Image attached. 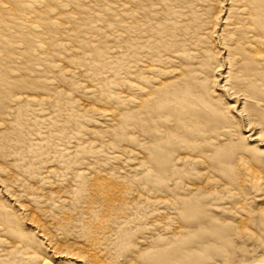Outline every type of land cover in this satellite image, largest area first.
<instances>
[{
    "label": "bare ground",
    "instance_id": "6f19581e",
    "mask_svg": "<svg viewBox=\"0 0 264 264\" xmlns=\"http://www.w3.org/2000/svg\"><path fill=\"white\" fill-rule=\"evenodd\" d=\"M220 128L241 137L223 155L238 175L226 170L225 189L264 197V0H0V234L21 240L23 259L30 242L17 216L50 258L108 264L139 206L161 208L136 194L131 175L157 181L168 157H189L181 138L202 140L201 154ZM163 211L143 217L171 240ZM50 230L83 245L61 249ZM190 254L173 246L141 264Z\"/></svg>",
    "mask_w": 264,
    "mask_h": 264
},
{
    "label": "rangeland",
    "instance_id": "374dc122",
    "mask_svg": "<svg viewBox=\"0 0 264 264\" xmlns=\"http://www.w3.org/2000/svg\"><path fill=\"white\" fill-rule=\"evenodd\" d=\"M82 55L87 56L88 53L83 52ZM209 56L214 58L211 65L216 61L217 65L219 58L216 54L210 53ZM197 62H193L194 65H198ZM207 76L208 73L205 76L203 72V79ZM82 79L84 77L78 78L75 83H80ZM170 80L173 81L174 78H166L162 82L168 83L171 82ZM125 81L127 82L126 79ZM259 83L262 86V79L258 82L257 87H260ZM207 85L209 86L210 82L207 81ZM123 94L127 96V93ZM216 94H219V91H216ZM220 96L222 95L220 94ZM72 99L82 102L81 96L72 95ZM223 103L225 102L222 99L219 102L221 107ZM82 104L102 110L108 109L90 102ZM203 114L209 116V119L212 118L206 110ZM114 119L116 120L115 117ZM209 123L213 128V122L209 121ZM225 131V128H220V133H208L207 135L211 137H207L210 140L202 145L205 147V151L201 154L197 150L199 146L195 144L202 140L190 144L189 140L181 138V144L187 146L188 151L186 150L185 153H188L189 157L181 156L185 159L177 163L174 161L177 157L176 153L174 156L168 157L163 174L165 176L154 175L157 181L154 180V177L150 178L152 180H146L149 178L147 173L138 174L136 177L131 175L132 178H129V181L135 187L136 194L142 196L143 200L146 198L157 202L161 208L151 209L148 205H140L139 212L142 214L140 219L128 222L123 228L125 235L122 244L121 242L116 243V254L110 259L105 258L106 263L141 264L145 254L176 246L181 247L184 251L192 252L190 256L193 259L185 264H264V224L259 223L264 221V197L261 192L252 194L239 187L225 189L228 186L226 170H232L233 174H236L234 180L238 175L234 166L229 164L230 158L229 160L224 159V152L233 145L239 147V143H241L238 133L227 136ZM87 136L85 141L92 140L91 135ZM123 144L126 149L133 147L132 143ZM204 153H207L208 156ZM261 161L264 170V158ZM148 166L153 169L150 164ZM125 172L121 170L120 175L124 176ZM202 173L203 175H200ZM147 181L149 182L146 184ZM208 181H217L219 186L205 185ZM261 190L264 191V186L261 187ZM21 204L27 205L24 202ZM191 204H194L196 210L198 209L196 213L191 212ZM156 209L164 210L163 212L166 214L165 218L159 221L162 226H166L168 221L173 225L171 240L165 239L164 236L151 228L149 221L144 218ZM10 210H15V208ZM17 218L18 234H24L29 238L30 246L25 245L29 248L26 251L29 258L23 259L22 249L19 246L20 244L23 246V244L20 239L4 233L0 234V264H44L45 262L49 264H80L72 260L50 258L49 249L36 238L33 229L26 226L21 217L17 216ZM241 227H246L244 231L250 233L251 239L243 237V228ZM50 231L52 244L61 249L73 251L76 244L83 245V241H78L75 237L64 239L58 237L54 230Z\"/></svg>",
    "mask_w": 264,
    "mask_h": 264
}]
</instances>
